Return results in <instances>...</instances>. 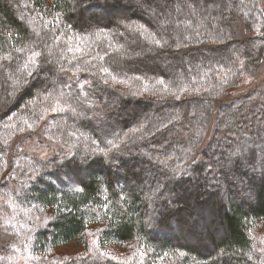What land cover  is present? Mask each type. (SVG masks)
<instances>
[{
  "label": "trees",
  "instance_id": "1",
  "mask_svg": "<svg viewBox=\"0 0 264 264\" xmlns=\"http://www.w3.org/2000/svg\"><path fill=\"white\" fill-rule=\"evenodd\" d=\"M122 1L0 0V171L8 167L0 197H13L0 264H13L1 259L20 248L11 236L21 222L34 253L80 239L87 247L99 223L102 253L112 244L140 246L134 258L55 255L32 264H264L254 237L264 224V82L243 84L264 62L260 0H138L125 12ZM101 29L107 35L97 39ZM57 100L77 114L51 112ZM40 122L51 141L23 135ZM29 140L37 150L47 140L54 155H32ZM131 160L152 170L140 173ZM207 173L224 186L207 185L214 198L197 208L204 235L182 232L189 225L178 218L187 242L178 229L170 233L164 193L175 196L178 183Z\"/></svg>",
  "mask_w": 264,
  "mask_h": 264
},
{
  "label": "rangeland",
  "instance_id": "2",
  "mask_svg": "<svg viewBox=\"0 0 264 264\" xmlns=\"http://www.w3.org/2000/svg\"><path fill=\"white\" fill-rule=\"evenodd\" d=\"M138 0H123L122 4L119 3L120 5H122V9L123 7L125 8V6H136V4ZM206 2V1H205ZM260 3L262 5V7L264 8V0H260ZM208 3H206V5L204 6H208ZM90 8V7H89ZM142 10H140L139 6L137 5V9L136 11L141 14L144 11V7L141 8ZM96 10L97 12H100L101 9L100 8H93V11ZM123 12H125L126 10H122ZM264 12V9H263ZM137 13V14H138ZM109 17V16H107ZM115 14L112 13L111 18L116 19L115 18ZM163 57L161 56L160 59H162ZM163 63H165V60L162 59L161 60V65H163ZM158 64V63H156ZM139 66H141L140 64H138ZM159 66V64H158ZM80 76V75H77ZM74 77H76L74 75ZM264 82V62L263 65L261 67V71L260 74L258 76L253 77L252 75L248 74V75H244V79H243V84L246 85L248 88H256L261 86V84ZM84 83H81V85H83ZM131 88H134L132 85L130 86ZM129 87V88H130ZM135 89V88H134ZM134 89H131V93L135 94L136 91H134ZM148 90V88H143L142 90ZM236 89L238 90V87L236 88H230L229 91L234 94ZM149 91V90H148ZM131 104H129L130 107ZM50 116V115H49ZM237 123V122H236ZM238 124V123H237ZM45 125L44 122H40L38 124L34 123L33 125H30L28 127V130L24 132L23 135H32V132H36L38 133L41 137L40 138H46L48 140H50L49 136L46 135L45 131H44ZM215 128V126L213 128H210V131L212 132V130ZM215 130V129H214ZM211 133L209 132V134L207 135V137L210 139L211 138ZM51 141V140H50ZM223 141V140H221ZM34 141L33 140H29L27 142L28 144V150L32 155L38 156L39 158H43L45 160L50 159L53 155H54V149L56 150V148L52 145L49 144L50 142H48L46 140L44 149H40L37 150L34 147ZM58 149V148H57ZM23 150H25L23 148ZM132 151V150H131ZM132 163L135 166V170L140 171V173H145V174H149L150 171L152 170L151 166H147L146 164L143 163V161L141 160H131ZM152 164L154 165V163L152 162ZM249 166H247L246 168L248 169ZM7 168L0 171V178L4 177L5 175H7ZM203 170V169H201ZM200 170V171H201ZM2 171H4L5 173H1ZM241 172H243V170H240ZM233 176L235 175L234 173L237 174V170L236 171H231L230 172ZM216 176V177H215ZM215 178H218L219 176L217 174L214 175ZM62 179L65 180L66 177L62 176ZM47 181H53L51 178H46ZM1 181V179H0ZM212 184L210 190H214L215 188H219V189H223L224 184L222 183V181L220 180V182H214L211 180V174L207 173V175L205 176L204 180H199L196 183H192V181L189 182H181L177 184V188H178V192L177 194L174 196V194L172 192H166L164 193L166 200L168 202H171L170 204H168V214L170 216L169 217V221H171V225H172V231H170L171 234H175L176 229H178V218L182 217L186 220V222L188 223V227L187 228H183L182 232L185 229H188V235L190 236V229L193 228V231H196L197 233L202 232V235L205 234V229H206V222L204 223L203 221H201L200 219V214L199 211L197 210V208L203 206L201 205V200H206L207 202L209 201V199L214 198V195L211 194V191L208 190L207 185ZM191 185V186H189ZM189 187V188H187ZM206 191L205 190V188ZM199 189H202L203 192L199 191ZM0 190H2L1 188V183H0ZM196 193H198V195H196ZM0 194H2V192L0 191ZM10 193H7L5 196H1L0 197V250H1V246L3 245V239L6 238V234H5V224L7 226H10L9 223H6L7 220H12L9 218V216H11L12 213V209L11 207L8 205L7 200H13L12 195L10 196ZM186 203H188V208L186 209ZM205 206V205H204ZM183 208L185 209L182 212H177L176 209L178 208ZM191 210V213L187 212V210ZM16 218V217H15ZM21 222V220H19ZM177 222V223H176ZM103 227L102 223L99 224H95L93 227H91L90 230H88L87 232V238H88V245L86 247V242L85 240H77V241H73L71 243L62 245L60 247H56L53 250H47L46 253H34L33 249H30V245L28 244V240L25 239V233L27 231V226L22 227V222L20 227L17 228V231L13 232V236H11V239H13L15 242H20V248L15 249L16 251V255H6V256H2L3 261L5 260H9L10 263H18V264H32L35 261H39L42 258H50L56 255V261L57 260H65V259H71V258H76V257H81V256H85V255H90L93 254L95 256H104V257H116V260L120 259V258H125V257H129V258H134L135 256H137L138 252H139V244L138 243H132V244H112L107 248H103L104 253H102L99 249L98 246V232L99 230ZM24 229V231L22 232V230ZM179 232H181L178 229ZM181 232V233H182ZM188 235L182 233V238L184 241H190L188 239ZM254 237H255V242L257 245V248L259 249V251L261 253L264 254V251H261L262 249H264V224H262L261 222L258 224L257 230L254 233ZM2 241V242H1ZM90 253V254H89ZM104 254H107V256H105Z\"/></svg>",
  "mask_w": 264,
  "mask_h": 264
},
{
  "label": "snow or ice",
  "instance_id": "3",
  "mask_svg": "<svg viewBox=\"0 0 264 264\" xmlns=\"http://www.w3.org/2000/svg\"><path fill=\"white\" fill-rule=\"evenodd\" d=\"M139 28H140V29H143V31L141 32V35H144L145 33H147V29H145L143 25H140ZM102 34L107 35L106 33H104V30L101 29L100 32H97V33H96V38L99 39L100 36H101ZM146 38H149V37L146 36ZM150 38H151V41H152L154 44H156V45H160V44H161V41H160L159 39H156L154 35H150ZM78 39H79V38H78ZM83 39H84V40H87L88 37H84ZM79 50H80V49L78 48L77 51H79ZM17 51H23V49H17ZM69 51H72V49H69ZM40 55H41V54H40L39 52H34V53H33V60H32V63H33V64L36 63V61H35L34 58H35V57H38V56H40ZM99 59L103 60L104 57H103V56H100ZM26 66H27V65H26ZM83 70H84V69H81V68L77 67L75 71H76V72H80V71H83ZM101 71L104 72V73H108L109 69H108V68H102ZM28 75L31 76L32 73L29 72ZM113 79H115V77H113ZM137 79H139V78H137ZM103 82H104L105 84L108 83L107 80H104ZM84 83L86 84V83H88V82L85 81ZM121 83H124V81H121ZM157 83H159V84H164V81L161 79V80H158ZM81 87H82V86H81ZM60 95H61V96H64L65 94H64L63 92H61ZM50 98H53V97L51 96V93H50L49 95H47V96L44 97L45 100H49ZM176 98L179 99L178 96H177ZM32 103H34V101H33ZM66 108H70V110H71L74 114H77V113H76V108L71 107V105H67V104H66L65 106H61L60 103H59V100L56 101L55 106H53V107L50 108V111L53 112V113H55V112H57V111L63 112V111L66 110ZM80 114H82V113H80ZM41 119H43V116L41 117ZM142 129H143V125H141V128H139V129H133L132 131H133V132H139V131H141ZM141 138H143V137H141ZM112 147H113V148H117L118 145L113 144ZM100 151H101L104 155H107V153L104 152L103 149H101ZM174 174H175V171H174ZM261 251H264V249H262ZM104 255H107V254H104ZM181 255H183V253H181ZM112 259H116V257H112Z\"/></svg>",
  "mask_w": 264,
  "mask_h": 264
}]
</instances>
